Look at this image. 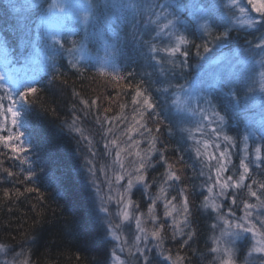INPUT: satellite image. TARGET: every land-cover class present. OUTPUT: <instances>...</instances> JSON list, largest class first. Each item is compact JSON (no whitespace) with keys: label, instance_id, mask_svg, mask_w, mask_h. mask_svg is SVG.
Masks as SVG:
<instances>
[{"label":"snow or ice","instance_id":"obj_1","mask_svg":"<svg viewBox=\"0 0 264 264\" xmlns=\"http://www.w3.org/2000/svg\"><path fill=\"white\" fill-rule=\"evenodd\" d=\"M241 33L253 38L239 44ZM65 67L81 79L89 72L104 77L115 90L102 110L100 96L86 98L72 87L79 107L63 122L87 149L77 174L113 245L112 264H185L181 249H191L197 236L191 193L169 162L161 124L168 136L181 134L199 165L187 167L203 178L200 207L214 218L210 264H240L241 242L244 264H264V180L254 173L264 175V0H0V147L7 149L0 155L27 165L20 172L28 184L39 180L29 114L55 112L40 94L57 81L68 84ZM121 96L130 99L117 103ZM89 114L103 129L108 164L98 165L82 126ZM157 166L163 171L151 175ZM0 170L16 176L3 161ZM241 190L246 198L238 205ZM14 191L19 199L40 187ZM3 198L12 200L13 192L5 189ZM44 199L38 195L33 209ZM169 233L179 241L175 251L166 246ZM0 256V264H32L28 250L8 241H0Z\"/></svg>","mask_w":264,"mask_h":264},{"label":"trees","instance_id":"obj_2","mask_svg":"<svg viewBox=\"0 0 264 264\" xmlns=\"http://www.w3.org/2000/svg\"><path fill=\"white\" fill-rule=\"evenodd\" d=\"M196 39L195 37H193ZM245 38L252 39V36H245L241 33L235 36V41L243 44ZM199 40L197 39V43ZM193 65L195 60L191 59ZM66 75L63 79L68 81L67 85L59 81L44 87L41 92V101L46 107L55 109V112H45L40 108H34L29 114L31 120V136L33 152L31 159L33 166L39 174V180L35 184H28L20 167L27 168V165H18L17 161L0 155L4 167H10L16 173L14 177H6L0 170V241L10 242L17 251L21 247L28 250L31 255L32 264H112L111 248L109 238L105 236L104 227L95 219V214L85 198L78 172L83 175V157L87 156V149L83 142L78 143L75 134H69L65 120L71 119L73 105L78 101L72 95V87L81 91L86 98L100 96L101 109L108 107L105 99L110 94L114 97L115 90L107 84L104 77L94 76L92 72L86 73V78L81 79L74 71L67 67L64 69ZM193 74L195 72L193 71ZM130 98L119 97L117 103L126 102ZM114 114L118 111L116 104L111 105ZM130 111V110H129ZM77 114H80L77 112ZM82 126L92 135L98 153L97 163L108 164L110 158L103 154V129L95 124L93 116H82ZM150 126H153L150 123ZM235 128V125L232 126ZM242 130V129H241ZM229 135H236V131L229 129ZM162 144L167 145L169 162L176 163L182 174V184L191 193L189 196L192 212L193 228L197 232L191 249H181L186 256L185 264H210L212 254L208 252L210 241L209 225L214 218L201 207V192L199 187L203 178L192 175L193 164H198L190 158L191 154L185 151L186 145L181 140V134L177 132L174 136H168L165 126L161 124L159 134ZM251 143V141H250ZM239 153V148L233 150ZM7 152V149L0 147V153ZM180 155L184 156V162H179ZM238 155L233 156V163L238 164ZM40 169H43L41 172ZM162 168L157 166V171L151 175H158ZM255 178L264 180V175L259 169L254 168ZM25 186H39L40 193H27L19 199L15 198V189L19 188L24 192ZM8 189L13 192L12 200H5L3 192ZM155 189L152 190L154 193ZM43 194L45 199L41 201L36 209L37 196ZM171 194H176L173 191ZM246 198V193L241 190L237 197V204ZM134 199L141 203V208L146 210V197L136 191ZM226 208L230 201H224ZM234 209L236 206H232ZM11 209V211H8ZM162 213V209H160ZM237 214L242 215L237 209ZM166 231L167 228H166ZM14 238V239H13ZM166 246L173 249L179 248V241H166ZM246 243L240 244V264H244Z\"/></svg>","mask_w":264,"mask_h":264},{"label":"rangeland","instance_id":"obj_3","mask_svg":"<svg viewBox=\"0 0 264 264\" xmlns=\"http://www.w3.org/2000/svg\"><path fill=\"white\" fill-rule=\"evenodd\" d=\"M126 231H128L130 233V230L126 229ZM4 257L0 256V259H3Z\"/></svg>","mask_w":264,"mask_h":264}]
</instances>
